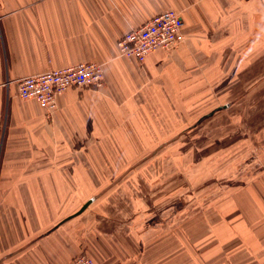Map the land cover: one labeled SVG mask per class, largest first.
<instances>
[{"label":"crops","instance_id":"obj_1","mask_svg":"<svg viewBox=\"0 0 264 264\" xmlns=\"http://www.w3.org/2000/svg\"><path fill=\"white\" fill-rule=\"evenodd\" d=\"M166 10L181 14L185 42L142 66L120 56L119 40ZM88 62L103 65L104 86L68 90L51 116L19 96L25 77ZM263 63L264 0H0V264H264V176L235 180L201 216L148 226L109 202L97 215L95 199L110 190L113 146L146 144L148 112L176 115L163 106L256 79Z\"/></svg>","mask_w":264,"mask_h":264},{"label":"rangeland","instance_id":"obj_2","mask_svg":"<svg viewBox=\"0 0 264 264\" xmlns=\"http://www.w3.org/2000/svg\"><path fill=\"white\" fill-rule=\"evenodd\" d=\"M260 68L256 79L211 82L208 96L175 98L178 104L163 106L177 108L176 115L148 112L145 145L113 146L110 190L94 197L103 204L96 214L123 212V223L144 219L147 226L154 217L179 220L190 211L201 216L205 200H218L235 180L244 185L264 176V63ZM157 117L161 128H155ZM168 122L177 127H163Z\"/></svg>","mask_w":264,"mask_h":264},{"label":"built area","instance_id":"obj_3","mask_svg":"<svg viewBox=\"0 0 264 264\" xmlns=\"http://www.w3.org/2000/svg\"><path fill=\"white\" fill-rule=\"evenodd\" d=\"M184 26L179 12L166 10L125 34L118 42L119 54L142 66L153 51L161 49L169 52L182 45L185 42ZM103 86V65L88 62L25 77L18 81V92L22 99L36 101L51 116L57 109L59 96L68 90L100 89ZM69 264L96 263L88 255L81 254Z\"/></svg>","mask_w":264,"mask_h":264},{"label":"water","instance_id":"obj_4","mask_svg":"<svg viewBox=\"0 0 264 264\" xmlns=\"http://www.w3.org/2000/svg\"><path fill=\"white\" fill-rule=\"evenodd\" d=\"M92 203V200H90V201H88L86 204H84L83 206H82V208L75 214L76 216L77 215H80V214H82L89 206H90V204ZM68 219V218H67ZM70 219V218H69ZM67 221V220H66Z\"/></svg>","mask_w":264,"mask_h":264}]
</instances>
